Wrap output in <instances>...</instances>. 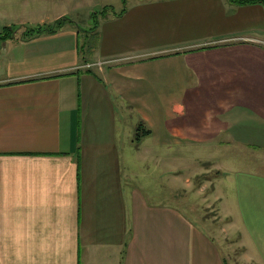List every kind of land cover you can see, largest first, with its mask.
Instances as JSON below:
<instances>
[{"label": "crops", "instance_id": "1", "mask_svg": "<svg viewBox=\"0 0 264 264\" xmlns=\"http://www.w3.org/2000/svg\"><path fill=\"white\" fill-rule=\"evenodd\" d=\"M67 27L0 50V264H225L165 180L180 198L202 146L264 153V5L132 0L90 61ZM256 165L223 169L212 206L264 264Z\"/></svg>", "mask_w": 264, "mask_h": 264}, {"label": "rangeland", "instance_id": "2", "mask_svg": "<svg viewBox=\"0 0 264 264\" xmlns=\"http://www.w3.org/2000/svg\"><path fill=\"white\" fill-rule=\"evenodd\" d=\"M127 1L131 3L132 0ZM104 8L109 9V15L116 16L124 8L123 0H0V34L4 32L6 27L12 26L14 31L6 30V36H17L25 40L23 38L24 33L30 28L43 25L50 26L59 20L60 28L58 31L67 26H69L67 29L75 28L78 30L80 60L90 61L93 60L92 56L97 47V30L105 20L100 15ZM95 14L96 18H94ZM6 40H0V50L6 41L8 42L5 45L8 47L7 54H13L15 52L13 44L16 39L8 38ZM3 53L4 55L1 54V63L5 62L6 53L5 51ZM93 67L97 68L99 65ZM202 148L206 151L193 153V161L182 164L180 198L174 195L171 178L168 177L165 180L167 188L172 193L168 191L166 194L167 201L171 203L180 201L182 210L193 221L197 222L199 229L205 232L207 230L213 234L215 239H219L221 251L216 245L223 255L222 259L225 264H259L254 260L255 257H250V252L253 253V234L237 232L234 234L235 225H225L224 221L219 219L215 208L212 206V201L217 198L218 191L216 189L222 185L223 169L232 170L236 168V163L241 162L251 168L258 164L259 171H264V153L237 145H212L202 146ZM242 247L248 249L246 251V254L249 253L247 257L239 255Z\"/></svg>", "mask_w": 264, "mask_h": 264}, {"label": "trees", "instance_id": "3", "mask_svg": "<svg viewBox=\"0 0 264 264\" xmlns=\"http://www.w3.org/2000/svg\"><path fill=\"white\" fill-rule=\"evenodd\" d=\"M231 4L233 5H237V6H245V5H264V0H228ZM127 4L128 1L127 0H123V5L124 8L121 10V12L116 15V16H120L122 14H124L127 10ZM109 9L108 8H104L101 12L100 15L103 16V18L108 19L109 17H111L112 15H109ZM94 18H96V14L94 16ZM95 20V19H94ZM59 21V20H58ZM56 21L54 24L47 26V25H43V26H38L36 28H30L27 32L24 33V37L25 39H32L35 37L40 36L41 34H55L58 29L60 28L59 22ZM97 25V24H96ZM6 30H10L11 32L14 31L13 27H6L4 30V34L1 33L0 34V40H6L8 38H14L12 36L8 37L6 36ZM140 128L137 129V137L136 139H138L141 134L139 133Z\"/></svg>", "mask_w": 264, "mask_h": 264}, {"label": "built area", "instance_id": "4", "mask_svg": "<svg viewBox=\"0 0 264 264\" xmlns=\"http://www.w3.org/2000/svg\"><path fill=\"white\" fill-rule=\"evenodd\" d=\"M104 63H107V62H96L94 64L91 63V64L87 65L86 67H92V66H95V65L102 66V65H104Z\"/></svg>", "mask_w": 264, "mask_h": 264}]
</instances>
